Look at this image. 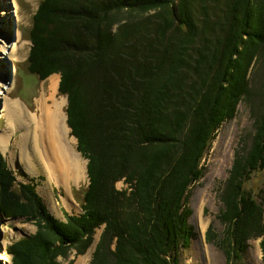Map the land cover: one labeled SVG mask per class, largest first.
<instances>
[{"label":"trees","instance_id":"1","mask_svg":"<svg viewBox=\"0 0 264 264\" xmlns=\"http://www.w3.org/2000/svg\"><path fill=\"white\" fill-rule=\"evenodd\" d=\"M37 10L21 64L38 80L59 75L88 184L83 213L56 222L0 154V215L40 225L6 247L12 264H58L99 225L93 264H177L192 236L188 189L238 103L249 106L254 131L219 196L216 245L234 261L260 238L264 263V203L247 188L264 170V92L252 88L264 62V0H42ZM119 12L131 16L120 21ZM120 179L128 190L114 189Z\"/></svg>","mask_w":264,"mask_h":264},{"label":"rangeland","instance_id":"2","mask_svg":"<svg viewBox=\"0 0 264 264\" xmlns=\"http://www.w3.org/2000/svg\"><path fill=\"white\" fill-rule=\"evenodd\" d=\"M40 1L42 0H15V3H12V0H0V3L5 2V5L8 7L7 11L11 13L7 18H5L6 15L2 16L0 13V26L2 29L6 28V31L0 30V33L10 36V40L18 44L15 59L4 62L3 64V67L7 66L6 71L9 74L8 83H6L4 87H9V91L7 92V98H9V100L17 101L18 106L21 104L26 112H32V114L35 113L37 115L39 112L36 111V100L40 97L51 98L52 93H54L53 100L59 103L62 101L65 102L62 105V114L65 117L64 110L66 107V98L58 95L57 87L52 91L51 82L49 81L53 75H57L59 81V75L51 74L45 80H38L27 72L25 65L21 64L29 55V47H31V44L28 41V37L30 36V28L33 24L34 15L38 11L37 9ZM3 10H5L4 7L0 5V12H3ZM121 13L122 12H119V15L115 16L118 17L117 19L120 21L127 20L126 17L131 16L126 14L121 15ZM17 18L18 21L16 20ZM16 26H18L17 30ZM113 28L114 26L111 30H113ZM10 40H8V42H10ZM244 41L245 37L242 39V42ZM241 47L242 45L240 44V48ZM13 64L15 65V73L12 76L11 67ZM0 69V73L2 71L6 72L2 66ZM253 72L254 78L252 80V88L254 90H252L264 92V62L261 67L256 65L255 69L252 70V73ZM15 109L16 114L22 119L20 125L15 124L16 127L12 126L9 122V115L4 105L3 95L0 94V154L8 170L18 183L27 184L32 187L34 193L40 198L44 205L45 212L56 222L65 223L67 217H77L81 215L83 212L79 208V204H81L82 194L88 184L86 171L87 161L81 158L76 152V139L69 135L68 129L65 134V141H67L68 145L80 158L84 177L78 181L73 180L67 183L65 182L63 183L64 185L56 184L50 175L48 177L47 171L40 161L42 155L41 150L43 149L44 152L46 151L44 142H41V140L36 137L33 131L34 125L24 116L25 113L17 107ZM252 124L253 118L250 115L249 106L238 103L235 107L233 116L225 120L220 127H218L210 148L205 158L202 160L203 175L197 182L190 185L187 192L186 204L191 210L190 217L188 218V225L192 229V236L188 249L176 250L175 256L177 264H264L259 246L260 238L249 240L247 242L246 251L240 260L234 261L232 258H226L223 251L216 245V242L221 240L223 234V226L217 220V215L221 208L219 196L226 184L225 181L228 177L234 154L240 151L249 142L248 136L254 131ZM25 135L26 137L24 140H21ZM26 139L27 145L25 144ZM45 142L50 143L51 141L45 136ZM72 157L73 155H70L68 158L70 163L74 164L71 160ZM78 168L81 172L79 165ZM75 169L77 171V165ZM113 186L117 191L123 189L128 190L123 179L115 182ZM249 187L253 190V193L256 194L257 202H259V204L264 203V170L253 176L251 182L247 184V188ZM65 195H67L71 201L70 208L64 206V202L62 203V198ZM262 206L264 207V205ZM38 225L39 223L29 221V219L24 216L3 217L0 215V252L7 258V260L4 261L0 260V264H12V257L7 252L6 247L10 246L19 238L33 236L37 232ZM103 228L104 225H99L93 229L90 235L84 236V239L85 237L88 239L85 240L86 245L79 242L74 246L67 247L66 251H64L66 256L56 257V262L58 264H93L97 244L101 239ZM207 228L211 229L214 236L209 238L208 241L205 239ZM44 229L47 228L44 227ZM49 238L52 239L49 235L46 236L45 240ZM54 243L55 247L60 246L58 242L54 241ZM109 248L111 250L114 246H110ZM24 251L26 256L33 255L31 253L32 251H30V253L27 249ZM45 251H50V248H45ZM104 257L107 256L105 255ZM99 258L100 261L102 258L101 256ZM30 259L31 261L33 260L31 257ZM108 260L112 259L109 258ZM109 262L110 261H107V264Z\"/></svg>","mask_w":264,"mask_h":264},{"label":"bare ground","instance_id":"3","mask_svg":"<svg viewBox=\"0 0 264 264\" xmlns=\"http://www.w3.org/2000/svg\"><path fill=\"white\" fill-rule=\"evenodd\" d=\"M14 1L15 0H12V3H15ZM0 5H2L5 9V10H3V12H0L2 16L6 15L5 18H7L9 15H11L10 11H7L8 7L5 5V2L4 3L1 2ZM15 12H16V8H15ZM16 20L18 21V18ZM0 21H1V19H0ZM17 27L18 26H16V30H17ZM0 30L6 31V28L2 29V27L0 26ZM10 39H11L10 36H7V35L0 33V68L2 66L4 71H6V67H7V66L3 67L4 62H7V61L9 62V61H12L13 59H15V54H16V51L18 49V44L16 42L11 41ZM8 40H10V42H8ZM11 68H12V76H13V74L15 73V65L13 64V66ZM8 78H9V74L7 73V71L6 72L2 71L0 73V94L3 95L4 105L6 107V111L8 112L9 122L11 123V125L16 127L15 124L20 125L22 123L21 122L22 119L16 114L15 108L17 107L20 110H22L25 113L24 116L26 118H28L30 122L33 123V125H34L33 131L35 132L36 137L39 138L41 140V142L43 141L45 144H47L45 142V136H46V138L51 141L50 142L51 145L50 144L49 145L51 147H53V149L56 151V154L58 156L65 157L66 160H68V164L71 165L69 158H68L69 154H68V151L66 150L67 148L65 147V145L67 144V142L65 141V134L68 131V128H67V126H65L66 124L64 122V119L66 120V118H65L66 116L64 117V115L62 114V105L65 102L62 101L59 103L56 100H53L54 99V97H53L54 93H52L51 98L50 97L49 98L40 97L39 99L36 100V102H37L36 111L39 112L38 115L35 113L32 114V112H26L21 104L18 106L17 101L9 100V98H7V92L9 91V87L5 88L4 85H6V83H8ZM49 81L51 82L52 91H54L55 88L57 87L58 76L57 75L51 76V79ZM40 128H41V130H40ZM41 132H42V134H41ZM41 135H42V138H41ZM25 137H26V135L21 140H24ZM27 139H28V137H27ZM27 139H26L25 144L27 143ZM0 143H1V141H0ZM45 152L43 151V149L41 150V154H44V156H45ZM47 165H49V164H47ZM57 167L59 168V166H57ZM63 205L69 207L68 205H66L64 203H63ZM0 260H2V261L7 260V258H5L1 252H0Z\"/></svg>","mask_w":264,"mask_h":264},{"label":"crops","instance_id":"4","mask_svg":"<svg viewBox=\"0 0 264 264\" xmlns=\"http://www.w3.org/2000/svg\"><path fill=\"white\" fill-rule=\"evenodd\" d=\"M49 144L51 145V143H49V142L47 144L44 143L45 149H47V150L45 152V156H44V154H42L41 155V159H40V161L42 162L44 168L47 171L48 177L50 175L52 177V179L55 181L56 184H61V185H64L63 183H65V182L67 183L68 181H73V180L74 181H78L79 179L84 177L83 170H82V167H81V160L77 156V154L74 153L72 148L69 147L68 143L65 145V147L67 148L66 150L69 152V156H70L71 153H72L71 155H73L71 160L73 161L74 164L70 163L72 167L68 164V160H66L65 157L63 158L61 156H58L56 154V151ZM39 158H40V156H39ZM47 164H49V165H47ZM56 165L59 166L60 169ZM76 165H77V171L75 169ZM78 165L81 168V172L79 171ZM62 202H64V203L66 202L65 204L68 205L69 207H71V201H70V199H69V197L67 195H65L62 198Z\"/></svg>","mask_w":264,"mask_h":264}]
</instances>
